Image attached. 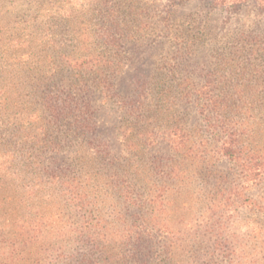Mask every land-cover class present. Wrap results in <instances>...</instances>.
I'll use <instances>...</instances> for the list:
<instances>
[{"label":"trees","instance_id":"1","mask_svg":"<svg viewBox=\"0 0 264 264\" xmlns=\"http://www.w3.org/2000/svg\"><path fill=\"white\" fill-rule=\"evenodd\" d=\"M91 1L0 15V264H264V33L200 69L188 37L122 95V42L153 23L136 0ZM249 1L264 8L213 3ZM100 108L122 155L96 135Z\"/></svg>","mask_w":264,"mask_h":264},{"label":"rangeland","instance_id":"2","mask_svg":"<svg viewBox=\"0 0 264 264\" xmlns=\"http://www.w3.org/2000/svg\"><path fill=\"white\" fill-rule=\"evenodd\" d=\"M9 1L4 0L5 6L0 9V15H4L5 21L11 20L18 13ZM78 1L84 3V12L86 16H90L88 9L93 1ZM136 1L145 8L153 26L142 35L122 42L125 68L116 80V87L122 95L135 94L139 82L147 79L166 55L185 49L188 37L200 42L192 44L190 52L185 56V62L200 69L208 67L211 47H222L228 39L239 36L242 32L264 33V8L253 1L237 5H218L213 0ZM176 34L184 37V42L178 43ZM115 119L112 110L100 108L94 115L96 135L115 155H122L123 143ZM160 150L159 152H166V147L163 145ZM191 215L190 212L185 213V217ZM256 217L264 222V214Z\"/></svg>","mask_w":264,"mask_h":264}]
</instances>
